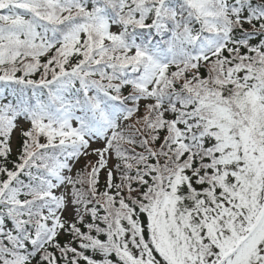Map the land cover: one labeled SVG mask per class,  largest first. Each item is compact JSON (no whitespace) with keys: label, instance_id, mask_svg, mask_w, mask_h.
<instances>
[{"label":"snow or ice","instance_id":"6c2138e0","mask_svg":"<svg viewBox=\"0 0 264 264\" xmlns=\"http://www.w3.org/2000/svg\"><path fill=\"white\" fill-rule=\"evenodd\" d=\"M0 264H264V0H0Z\"/></svg>","mask_w":264,"mask_h":264}]
</instances>
